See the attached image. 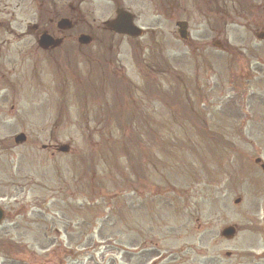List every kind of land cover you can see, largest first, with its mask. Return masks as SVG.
<instances>
[{
	"label": "rangeland",
	"instance_id": "rangeland-1",
	"mask_svg": "<svg viewBox=\"0 0 264 264\" xmlns=\"http://www.w3.org/2000/svg\"><path fill=\"white\" fill-rule=\"evenodd\" d=\"M38 1L0 0V46L24 48L0 52V264H125L127 252L130 264L140 253L146 264H264L255 163L264 164V41L251 12L264 0H195L185 41L176 24L185 17L158 19L150 7L136 23L141 39L109 37L114 9L84 0L78 32L93 41L81 49L78 84L66 81L63 60L51 65L58 76L31 74L26 48L44 29L34 27ZM22 175L34 183L24 193ZM227 226L231 240L220 236Z\"/></svg>",
	"mask_w": 264,
	"mask_h": 264
},
{
	"label": "flooded vegetation",
	"instance_id": "flooded-vegetation-1",
	"mask_svg": "<svg viewBox=\"0 0 264 264\" xmlns=\"http://www.w3.org/2000/svg\"><path fill=\"white\" fill-rule=\"evenodd\" d=\"M84 0H42L40 2V6L44 5V10L42 13H39L38 17H44L46 23L38 22L34 27L35 30H39V27L42 25L44 29L41 31V34L49 36L54 41H60L61 44H55L53 46L45 45L41 48L38 45V38L34 39L35 45H30L27 51L30 53L31 57L30 60L33 64V72L36 70L37 67L40 65H44V68H49L50 65H58L60 60H63L66 63V81H70L71 83L78 84V58L81 56V49L83 48L82 45H78V33L79 36L84 35L83 31L78 32V6L83 3ZM111 3L117 1L120 5H126V11L132 15L134 24L138 22L139 17L144 14L147 10V7L153 10L154 15L158 18H166L170 20L179 19L180 16L185 17L184 20H177L176 24L179 22H185L186 26H183V32L185 36L188 37V26L189 21L188 18L191 15L192 7L194 6L195 0H108ZM201 2L202 6L207 8V5H210L211 0H197ZM227 0H214V4L218 5L219 3L222 6L226 7ZM33 3V2H32ZM68 5L69 11L67 12L66 8L63 7L64 5ZM76 4L77 6L73 8V5ZM57 5H61L62 8L57 7ZM255 11H262L264 16V1L262 7H252V12L254 14V18L252 23L255 27H258L264 31V21L260 22L259 17L257 16V12ZM121 9L117 10L120 11ZM208 11H211L209 9ZM218 11V9L214 10ZM244 14V13H243ZM8 15V14H6ZM35 15V14H34ZM242 13H237V16L240 18ZM9 16V15H8ZM11 20L13 19L14 15L10 14ZM47 16V19H46ZM225 19V18H224ZM224 19H221L222 24H225ZM43 21V19H41ZM65 20L67 21V30H61L58 27V22ZM264 20V17L262 18ZM256 21V22H255ZM220 24V29L218 33L221 34L225 31V26ZM3 27V24L0 23V28ZM33 31V29H32ZM87 31V30H86ZM89 30L85 35L89 36L91 40H93V35L90 33ZM212 31V30H211ZM34 32V31H33ZM9 36L15 38V34L12 30L8 31ZM88 47V45H85ZM90 46V45H89ZM14 52L18 50V52L22 51L24 48H17L14 45L10 44H3L0 46V52ZM17 53V52H15ZM19 59V55H15ZM58 68V67H57ZM40 70V71H43ZM43 149H45L43 147ZM22 176L18 177L16 180V186L19 187L21 193L25 192V187L33 186V182H29L28 179H23ZM5 217V214H4ZM2 245V246H1ZM5 243L3 242V236H0V246L4 248ZM8 248L5 247V251ZM1 251V249H0ZM145 254H140V262L138 264H146V259L143 258ZM132 257L130 253L126 256L125 264H130ZM3 264V263H2ZM208 264V263H206Z\"/></svg>",
	"mask_w": 264,
	"mask_h": 264
},
{
	"label": "water",
	"instance_id": "water-1",
	"mask_svg": "<svg viewBox=\"0 0 264 264\" xmlns=\"http://www.w3.org/2000/svg\"><path fill=\"white\" fill-rule=\"evenodd\" d=\"M128 17H126L125 15H121L119 17V19L117 20L116 23L113 24V28L115 29V31H117L118 33H121V34H126V33H130L131 35H136V31L134 30V28H131L132 30L129 31L127 28H126V24L129 22L128 20ZM181 37L183 38L184 35L181 34ZM264 35H260L259 38H263ZM49 43V39L48 37H45L43 36L40 40V44H47ZM24 140V138L22 136L16 138V142H22ZM61 152H65L66 151V148L65 147H62ZM256 162H259V160H257ZM262 169L264 170V166H262ZM2 218V214L0 212V220ZM222 235L225 236L226 238H232L233 235H234V230L232 228H228V229H225L223 232H222Z\"/></svg>",
	"mask_w": 264,
	"mask_h": 264
}]
</instances>
